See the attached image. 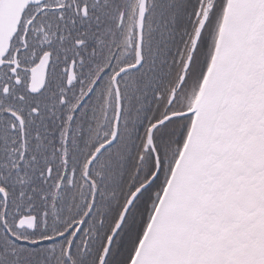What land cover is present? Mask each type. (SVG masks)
<instances>
[{
  "label": "snow or ice",
  "instance_id": "6c2138e0",
  "mask_svg": "<svg viewBox=\"0 0 264 264\" xmlns=\"http://www.w3.org/2000/svg\"><path fill=\"white\" fill-rule=\"evenodd\" d=\"M0 264H264V0H0Z\"/></svg>",
  "mask_w": 264,
  "mask_h": 264
}]
</instances>
